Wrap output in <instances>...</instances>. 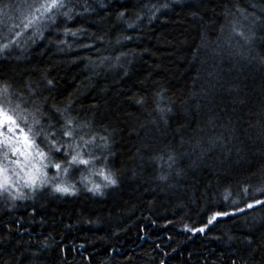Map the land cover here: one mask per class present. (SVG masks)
<instances>
[{"label":"trees","instance_id":"16d2710c","mask_svg":"<svg viewBox=\"0 0 264 264\" xmlns=\"http://www.w3.org/2000/svg\"><path fill=\"white\" fill-rule=\"evenodd\" d=\"M72 4L73 19L0 53V81L39 107L40 124H20L40 150L70 116L80 126L60 145L93 148L117 184L93 194L68 172L72 194L36 188L30 202L0 204V264H264V208H245L264 199V0ZM8 11L0 35L18 15ZM216 212L230 215L185 230Z\"/></svg>","mask_w":264,"mask_h":264},{"label":"snow or ice","instance_id":"6c2138e0","mask_svg":"<svg viewBox=\"0 0 264 264\" xmlns=\"http://www.w3.org/2000/svg\"><path fill=\"white\" fill-rule=\"evenodd\" d=\"M167 6L168 5H162V7ZM74 7L75 5L72 4V0H25V3L22 5H3V7L0 8V14L8 17V19H13V17L8 15V10L11 9L12 11H18V15L14 18L15 23L7 28V33L0 35V38L4 41L0 43V53H6L13 47V45L18 43V38L27 31H33V36H40L43 35L44 28L49 25L56 24L60 17H63L66 20L73 19ZM83 11L88 12L89 6L85 5ZM238 11L243 10L238 9ZM76 14L80 15L82 13ZM125 14V12L121 11L118 14V18L125 16ZM136 18L140 19V16L137 15ZM129 27H132V25L129 24ZM233 30L235 31V28ZM78 31L79 30L73 31L67 27L63 29L65 35L71 36H76ZM239 34L243 36V33ZM126 39H130V37H126ZM60 43H63V41H60ZM86 47L90 46L86 45ZM47 83L51 85L53 82L48 80ZM136 102L142 103V100L138 99ZM23 103V98L13 88L11 83L6 80L0 81V146L8 149L12 154H19L24 157L23 165L20 160L11 161L12 164H15L19 168L18 172H14L11 175L6 174L9 171L7 168L0 166V193L7 192L12 199L25 198V194L22 191H13L14 184L17 189L28 188L34 191L38 186L49 183L47 173L44 171V169L49 165L43 163L45 160L49 161L51 167L56 169L58 174L61 171L67 174L69 172V167L72 165L88 166L93 162V160L99 159L95 156L85 158V156L80 151H77L76 147L72 145L67 146L71 148V152H66L65 146L60 145L56 138L57 135L71 138L75 133V128L80 126L76 125L74 118L70 116L64 119V123L61 126L59 133H44L46 140H48L49 136L51 137L49 140L50 146L47 152L40 150L39 146L35 145V141L32 136L29 135V133L32 132V128L29 127L28 132H25V129L21 127L20 124L21 120H24V122L27 123V117L29 115L33 118V124H40V120L37 118V114L40 113V109L39 107H33L31 112H29L28 109L21 107ZM56 110L57 112H61L59 108ZM61 115H63V113H61ZM41 131H37L35 135H40ZM80 139L83 140V137H80ZM100 139L104 141V146L107 147L108 138L101 136ZM83 142L87 145L91 143L92 140H84ZM34 146L37 147V151L33 156L30 149ZM61 152H65L66 157L70 156V158H53L54 153ZM5 155H7V153H5ZM37 158L39 163H34L33 161ZM172 159L173 157L169 156V160ZM21 173H23V175H21ZM96 174L102 178L104 181L103 184L94 183L90 181L88 177H81L82 182L87 181L91 184V187L87 190L93 194H99L101 193L102 188L117 184V179L114 174L104 167H101ZM12 175L17 177L15 181H12ZM164 178L165 177H161V179ZM10 181L12 182L10 183ZM20 181H23V183L21 184ZM52 181L53 191L55 192L61 194H72L76 190L74 185L67 184L64 181L56 182V177H52ZM249 189L250 186L248 185H245L242 188V192L245 196L248 195ZM254 192L259 193L260 197H264V184L255 188ZM230 195L231 194L227 193L226 190L225 199H227ZM257 206L264 208V199L256 198L254 196L250 202L245 204V208L247 209H255ZM243 210L244 209H238V211ZM228 215H230L228 212H216L209 217L207 224L203 227L199 229H189L188 226L185 225V230L203 233L209 225H212L215 221H217L218 217ZM229 239H231V237H229Z\"/></svg>","mask_w":264,"mask_h":264},{"label":"bare ground","instance_id":"6f19581e","mask_svg":"<svg viewBox=\"0 0 264 264\" xmlns=\"http://www.w3.org/2000/svg\"><path fill=\"white\" fill-rule=\"evenodd\" d=\"M8 13H10V11H8ZM22 122V120H21ZM22 124V123H21ZM77 151H80L83 155L87 154L88 156H86L85 158L91 157V156H96V153L94 151L93 148L91 147H87L84 146L83 144L77 146ZM67 158H70V156H67ZM98 158V157H97ZM104 160V161H103ZM102 159H98V160H93V162L91 163V165L88 166H83V165H72L69 167V172L72 173L75 176V179L77 181H81V183H84L85 185H88L87 181L82 182L81 177H88V179L90 181L94 180V178L97 180L98 178H101L100 176H98L96 174V172L101 168L104 167L105 169L109 170L107 164L105 162H107V160H105L104 158ZM57 173V172H56ZM49 181L52 182L51 186H47L48 184H44L42 186H38V189H43L44 187L47 188V190H49V193L51 195H56L59 196L61 193L55 192L53 191V181H52V177H56V182L59 181H64L67 184H71L70 182H68L67 180H65V175L63 172H60L59 174L57 173V175H49L47 176ZM102 180V178H101ZM103 181V180H102ZM25 189V190H24ZM13 191H22L25 194V198L23 199H12L7 192L4 193H0V204L2 206H6L7 209H13L17 204H22L30 202L31 198L30 197L33 192V190H30L28 188H22V189H17L16 187H13ZM33 191V192H32Z\"/></svg>","mask_w":264,"mask_h":264},{"label":"rangeland","instance_id":"374dc122","mask_svg":"<svg viewBox=\"0 0 264 264\" xmlns=\"http://www.w3.org/2000/svg\"><path fill=\"white\" fill-rule=\"evenodd\" d=\"M10 20L11 19H8V17L4 16V17H2V20H0V21L4 24L3 21L8 23ZM27 119H28V117H27ZM21 123H24V120H22ZM25 132H28V131L25 129ZM3 149H4V151H2ZM30 151L32 152V154L34 156L37 150H35V148L32 147L30 149ZM5 153H7V155H5ZM14 160H20L21 164L22 165L24 164V157L20 156L19 154H12L8 149H5L2 146H0V166H3V167H5V168H7L9 170L8 173H6L8 175H11L12 173L19 171V168L15 164L11 163V161H14ZM33 162L34 163H39L38 158L36 160H34ZM43 163L50 164L48 160L43 161ZM44 171L47 173V176L52 175V174L53 175H57V173H56L57 170L54 169V168H51V167L45 168ZM21 175H23V173H21ZM16 179H17V177L15 175H12V181H15ZM12 181H10V183ZM20 183L22 184L23 181H20ZM13 187H16L15 184L13 185Z\"/></svg>","mask_w":264,"mask_h":264}]
</instances>
